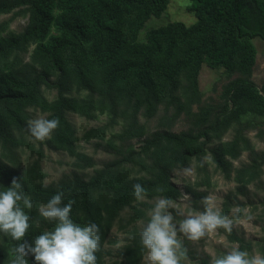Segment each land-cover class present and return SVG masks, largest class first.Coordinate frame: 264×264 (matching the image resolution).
I'll use <instances>...</instances> for the list:
<instances>
[{
  "label": "trees",
  "instance_id": "1",
  "mask_svg": "<svg viewBox=\"0 0 264 264\" xmlns=\"http://www.w3.org/2000/svg\"><path fill=\"white\" fill-rule=\"evenodd\" d=\"M192 2L188 10L195 24L170 22L141 38L170 0H0V18L11 16L0 21V191L11 187L13 177L21 178L34 202L33 209H24L31 218L29 242L54 230L39 208L63 192V203L75 201L73 222H94L100 229L97 264H144L138 225L149 220L148 201L164 196L179 203L188 193V211L202 210L201 197L218 187L220 175L235 186L223 198L222 213L237 205L248 208L262 235L247 240L235 227L219 234L250 255L264 256V199L242 200L264 178V151L249 136L258 131L264 141V85L253 80L254 40H264V0ZM19 19L27 24L14 32ZM204 65L224 69L218 102L205 101L200 88ZM37 113L60 121L43 141L27 127ZM70 114L101 124L80 135ZM181 120L188 129L175 132ZM82 141L93 145L94 154L102 150L112 158L97 168ZM49 152L66 154L74 163L70 176L46 184ZM245 153L250 161L236 166ZM188 167L195 176L179 186L174 175ZM137 183L147 191L143 201L134 199ZM131 227L117 253L107 248L117 244L111 239L115 228ZM18 243L0 233V264H11ZM183 245L181 264H210L211 256L198 257L188 241Z\"/></svg>",
  "mask_w": 264,
  "mask_h": 264
},
{
  "label": "clouds",
  "instance_id": "2",
  "mask_svg": "<svg viewBox=\"0 0 264 264\" xmlns=\"http://www.w3.org/2000/svg\"><path fill=\"white\" fill-rule=\"evenodd\" d=\"M59 124V119L38 117L29 120L27 127L32 137L43 141ZM192 172L190 167L183 169L184 175L190 176ZM156 191L163 189L158 187ZM133 194L135 201H143L147 191L137 183L133 185ZM63 196V192H58L39 208L40 215L56 225L54 230L29 242L25 237L31 218L24 209H33L34 202L23 191L21 178L13 177L11 187L0 191V233L20 242L11 249L14 254L11 264H28L29 258H34L35 264H97V253L101 249L100 229L94 222L85 226L74 223L70 213L75 201L65 204ZM182 200L190 201L191 195L183 193ZM219 201L217 194L209 193L201 197L202 210L185 214L173 199L156 196L154 206L148 212L149 220L139 234L148 264H181L186 255L181 237L199 241L216 235L219 229L227 233L238 226L247 229L253 219L248 208L237 205L225 214ZM177 215L184 218L177 222ZM210 264H264V256L250 255L236 243L225 254L213 257Z\"/></svg>",
  "mask_w": 264,
  "mask_h": 264
},
{
  "label": "rangeland",
  "instance_id": "3",
  "mask_svg": "<svg viewBox=\"0 0 264 264\" xmlns=\"http://www.w3.org/2000/svg\"><path fill=\"white\" fill-rule=\"evenodd\" d=\"M193 4L192 0H170L168 5V9L160 18H151L149 22L146 24L145 29L141 32V38H144L146 32L150 29L159 28L164 26L170 22H182L187 26H191L197 22V17L194 13L189 12L188 8ZM11 16H3L0 18V21H4L9 19ZM27 20L26 19H19L12 24L11 29L14 32H20L26 26ZM254 44L258 50L257 55V62L254 69L253 80L262 88L264 85V40L255 39ZM200 88L205 94V101L208 102H218L219 96L221 94L222 85L226 82V78L224 76V69L219 68L212 70L208 68L206 65L203 66L201 74H200ZM43 117L46 118V115H42L41 113H37L34 117ZM70 120L77 126L79 130V134L83 135L84 132L92 127L98 126L99 122H88L85 119L78 117L77 115L70 114ZM188 129V124L185 120H181L176 128L175 132H181ZM258 131H253L249 133L250 138L252 139L253 143L255 144L257 151L262 152L264 151V141L258 138L257 136ZM233 134H229L226 137V140L232 138ZM84 152L88 153L89 155H94L97 161V168H102L103 165L110 160L112 157L107 153L100 150V152L94 154V148L91 144H86L85 142L80 143ZM251 159V155L249 153H245L239 162L235 165L240 166L243 163H248ZM73 163L74 159L70 158L66 154L62 153H48V158L44 162V169L48 173V178L46 180V184H51L54 182H59L65 176H70L73 172ZM193 169V168H192ZM93 170H89L88 172L91 174ZM175 180L179 186H182L181 179L188 178L193 179L195 176V172L193 169L192 175H184L183 170L177 171L175 173ZM215 180L218 182V187L211 191L210 193H215L220 197V208L223 201V198L234 189V185L226 182L220 175H217ZM250 195L248 198L242 199L243 201H251L254 203L259 204L262 199H264V178H263V185L262 187L250 188ZM155 200L148 201L150 205L154 206ZM188 202L181 200L178 204L181 207V210L187 214L188 211ZM183 219V216H179ZM177 221V220H176ZM178 222V221H177ZM146 223H139L138 228L143 230V227ZM133 227L129 228L128 231L118 232L115 228L112 232L111 239L117 240V244L111 246L108 245V249H111L113 253H117L121 247H123L126 243L128 238L130 237L129 231H131ZM235 229L247 240H258L261 235V226L256 222V219L253 217L247 229L243 226L235 227ZM183 240L189 242L190 250H194L198 257H206L211 256L216 257L218 251H229L233 247L232 244L227 242L225 236L219 234L217 230V234L211 237L202 238L199 241H191L186 238L181 237ZM144 264H148L147 259L145 258ZM185 264H198L192 261H186Z\"/></svg>",
  "mask_w": 264,
  "mask_h": 264
}]
</instances>
